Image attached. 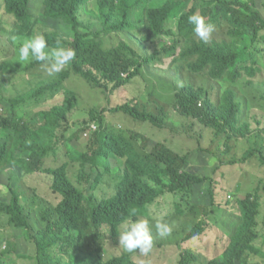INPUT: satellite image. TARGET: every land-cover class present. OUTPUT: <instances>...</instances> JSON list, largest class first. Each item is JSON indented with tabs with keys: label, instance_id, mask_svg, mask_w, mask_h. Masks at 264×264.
<instances>
[{
	"label": "trees",
	"instance_id": "trees-1",
	"mask_svg": "<svg viewBox=\"0 0 264 264\" xmlns=\"http://www.w3.org/2000/svg\"><path fill=\"white\" fill-rule=\"evenodd\" d=\"M2 1L7 14L17 20L14 31L17 40L23 42L33 36L34 21L28 13L30 0ZM86 2L87 0H44V17L64 24L66 37L55 31L44 35L48 45L53 48H73L76 56L71 69L95 86L104 87L112 83V89L116 90L124 85L126 79L141 78L146 72H153V69L159 71L156 64L170 56L174 57V65L185 69L190 66L199 71L211 65L214 77L243 75V72L249 73L251 77L258 75L252 71L256 70L254 50L260 36L264 37V17L249 4L242 5L248 12L245 14L233 9L236 0H197L192 6H186L180 0H94L96 8L91 15L100 28L97 32L85 33L79 13L88 3ZM140 9H144V19L148 25L147 39L175 34L183 41L184 47L180 55H177L176 45L169 50L161 47L158 42L153 47L146 45L141 51L126 44L103 48L102 36L132 28L133 12ZM194 13L205 18L207 15L212 16L215 22L211 21L216 25L222 22V18L230 21L235 27L231 32L235 39L215 43L213 46L203 43L195 35L194 25L188 23V16ZM190 56L197 60L191 65L188 61ZM5 66L4 63L0 64V72ZM69 76L70 70L67 69L42 85L35 93L44 95L59 92ZM25 102V95L12 99L0 92V103L6 107L0 113V137H13L11 141L0 139V179L5 180V184L0 180V186L5 187L0 188V194L5 190L10 193V197L6 199L0 196V214L5 215L9 225L22 228L24 235L34 242L36 264H48L53 252H61L57 263L64 264L63 260L70 254L71 248L78 249L79 254L70 255L66 264H139L131 253L124 252L119 247V227L128 220L147 219L150 222L153 217L152 205L166 193L181 196L182 201H190L193 204L192 213L210 212L211 205L201 206L190 196L197 185L204 186L210 176L191 173L186 168L188 152H178L165 142H157L151 151L141 154L130 138L113 129L102 130L99 115H91L90 120L96 121L99 129L89 131L82 148H75L72 140H65L68 150L73 151L72 159L97 171L88 175L89 184L86 188L78 189L67 175L68 161L58 166H43L45 159L56 152L57 141L61 136L59 132L75 107L74 93L67 91L64 103L38 111L37 115L42 112L44 122L37 127H32L31 116L24 110ZM174 106L179 113L198 118L208 127H213L218 134L238 136L239 132H244L243 138H252L257 132L256 136L264 140L261 137L264 130H251V126L246 123L243 127L238 126L239 107L232 89L225 93L221 105L216 106L205 95L204 90L184 86L177 94ZM114 110L158 127L164 121L162 115L149 110L148 106L141 109L131 102H124ZM103 125L109 127L104 121ZM83 126L87 127V123ZM132 137L140 140L139 144L148 140L142 133H132ZM255 146L257 149L245 153L241 162L258 155L264 165V145L257 142ZM113 156L124 157L125 167L116 192L107 198L97 193L96 186L103 173H113L116 166L111 162ZM37 171L51 175L50 189L60 196V200L52 204L44 198L36 199L35 202L40 207L36 216L44 222V226L35 230L30 217L24 215V202L20 200L15 182L11 180L13 175L23 180L25 175ZM213 186L211 183L210 187ZM211 191L210 201L214 204L217 190ZM259 200L258 193H248L239 200L244 210L243 219L234 230L224 255L211 259L209 264H250L252 255L264 253L256 243L260 237V233L255 231ZM182 211L183 209H178V212ZM203 230V225L199 223L187 238L190 239ZM169 241H175V236L163 238L162 245ZM111 246L119 248L120 252L111 254V259L106 262V250H110ZM6 252L8 253V249L0 251V264H6L2 260ZM198 259L199 256L194 251L185 249L178 264H193Z\"/></svg>",
	"mask_w": 264,
	"mask_h": 264
},
{
	"label": "rangeland",
	"instance_id": "rangeland-1",
	"mask_svg": "<svg viewBox=\"0 0 264 264\" xmlns=\"http://www.w3.org/2000/svg\"><path fill=\"white\" fill-rule=\"evenodd\" d=\"M180 1L184 2L186 6H192L196 2V0ZM95 8L94 0H90L80 10L79 18L84 24L83 32L85 33L97 32L100 28L91 15ZM143 11L144 9H140L138 12H133L132 28L123 32L103 35V48L110 49L120 44H126L137 51H141L146 45L153 47L158 42L159 45L166 46L168 49L176 44L178 47L177 54L181 53L184 47L183 41L177 35L169 33L147 39L149 30ZM28 13L34 21L33 35L55 31L60 36L66 37L64 24L44 17V0H30ZM262 16L264 17V11ZM16 26L17 20L7 14L4 3L0 0V64L4 63L6 65L0 72V83L2 84L0 92L9 95L34 89L57 76L56 74L49 77L44 69L35 68L34 70L40 71L42 76H36L35 80L31 82L27 80L31 78L30 72L18 71V73H12L13 69L22 68L25 65V63L22 65L17 57V50L22 42L13 41ZM169 26L173 27V24ZM259 48V52L255 53L257 67H264V43H261ZM50 49L52 48L49 47ZM167 59L157 63L159 71L153 69V72L144 74L143 79H138L135 82L126 79L124 85L116 90L112 89V83L99 87L87 82L71 69L72 64L70 63L63 70H70V76L64 82L63 88L74 93L75 107L68 114V120L66 121L69 125L66 122L59 132L61 136L57 141L56 152L51 153L45 159V166H57L68 161L71 178L83 188L84 180L79 178L76 164L72 161V158H74L73 151L68 150L65 140H72L75 143V148H82L87 140V138L82 137V132L86 127L83 125L88 123V118H91V115H99L98 120L102 124V130L117 129L118 132L128 131V134L138 132L146 135L148 140L145 143L139 144V140H137L135 142L137 146L134 144L141 154L151 151L153 145L157 142H165L172 148L177 149L178 152H188L189 157L186 168L191 173L210 176L204 186L197 185L195 192L190 195L201 206L212 205L210 201L211 189L217 190L216 202L214 203L215 213L208 218L192 216L191 208L193 204L188 200L182 201L181 196L175 194L168 195L166 193L161 197V200L152 205L151 213L153 217L149 225L152 228L154 237L153 250L148 255L134 253L143 264H178L180 254L184 248H192L202 255V261L197 264H206L207 261H210V258L222 254L228 247L234 230L243 219L244 210L238 202L248 193H258L260 198L258 214L255 219V231L258 234L260 233L256 243L262 247L264 252V165L258 155L249 158L246 162L240 160L248 151L257 149L255 146L257 142L264 145V140L256 136L257 132L252 138H243L245 133L239 132L238 136L230 139L227 134H216L213 129L204 126L201 121L193 123V120H187L185 116L180 115L170 102L175 100L174 83L180 85L184 82L185 85L196 88L208 87V83H201V75L199 74L190 73L186 70L175 72L170 64L171 58H169L170 60ZM255 78L258 79L259 84L254 88L243 89L241 94L253 92L257 99L258 107H254L250 112L247 109L245 117L243 116V124L251 122V130L253 127L257 131L259 129L263 130L264 127V84L261 85L264 80H261L263 78L261 72ZM245 79L247 77H244ZM179 89H181V86H179ZM44 97L45 103L38 107L33 103H29V107L26 106L27 103L24 104L28 116H31L32 127H37L44 122L42 112L37 115L38 111L49 109L55 104H62L64 93L61 92L60 95L59 93L55 95L45 94ZM126 101H134L139 105L148 106L150 104L148 108L151 111L164 117L161 127L133 119L121 111L115 112V107ZM103 121L109 127L103 125ZM259 121H262V123H259ZM261 137H264V131ZM12 138L11 135L0 137V139L10 141ZM120 158L111 159L112 162L117 163V168L114 170V175L105 177L102 180L97 190L100 196L108 197L116 192L117 185L123 177V163H125V158ZM75 162L78 163V161ZM1 181L5 184V180ZM11 182H15V186L20 187L24 195V215L30 217L34 229L44 226V222L36 216L40 207L39 203L35 201L37 198H44L52 204L59 202L60 196L50 189L51 176L46 173L35 172L25 175L24 181H21L19 176L13 175ZM211 183L214 184L212 188L210 187ZM0 188L5 189L4 185H1ZM0 196L6 199L10 197V193H6L5 190ZM179 208L183 211L178 212ZM157 220L172 225L173 230L170 235L175 236V241H169L162 245V239L170 235L160 237L156 234L155 223ZM201 220H205L207 223L206 231L197 237L186 240L187 232ZM44 240L47 242V239ZM5 249H8V253L6 252L3 255L2 260L6 264H36L34 242L24 235L22 228L9 225L5 215L0 214V251ZM119 252V248L111 246L110 250H106L105 261L108 262L111 259V254ZM59 253L61 252L51 253L48 264H58L57 261L61 257ZM77 254H79L78 249L71 248L70 254L67 258H64L63 263L66 264L69 261L70 255ZM249 262L250 264H264V253L252 255Z\"/></svg>",
	"mask_w": 264,
	"mask_h": 264
},
{
	"label": "clouds",
	"instance_id": "clouds-1",
	"mask_svg": "<svg viewBox=\"0 0 264 264\" xmlns=\"http://www.w3.org/2000/svg\"><path fill=\"white\" fill-rule=\"evenodd\" d=\"M229 1L234 2L235 0H229ZM243 4H249L251 7H254V9L256 11H258L260 13V15L262 16L264 0H236V3L233 5V9L243 11L245 14H248V12L242 7ZM211 20H213L212 16L207 15V17L205 18L204 16H202L199 13H194V14L188 16V23L194 25L193 30H194L195 35L198 36L203 43L208 44L209 46H213L215 43H222L225 41H232L233 39H235V37L231 34V32L234 30L235 27L230 21L222 18V22L217 23V25H216V24H214L215 21L213 20L214 22H212ZM218 26H226V27H218ZM17 39H18L17 37H15V36L13 37L14 42ZM57 43L59 44V41ZM261 43H264V40L260 36L259 41L256 43V50H254V61L255 62H256L255 53L259 52V50H260L259 45ZM175 45L176 44H174L173 46H175ZM49 47H51V46L48 45V41H47L45 35L42 33H36L33 36H31L30 38L24 39L23 42L20 44L18 50H17V57H18V61L21 62L22 65L25 63V65L22 68L13 69L12 73H18V71L30 72L31 78H29L27 80L33 82L35 80L36 76H42V73L40 71L34 70L35 68H38L39 70H40V68L44 69V71L46 72V74L49 77L55 76L56 74L58 76L59 73L61 74L62 72H64L63 70L70 63L72 64V61L74 60V58L76 56L75 50L71 47H64V46H58L55 48L51 47L52 49L49 50ZM161 47H165L166 49H168L166 46H161ZM177 49H178V47L176 46V51H177ZM182 51H183V49H182ZM182 51H181V53H182ZM181 53H179L177 55H180ZM166 58H168L167 60H170L169 58H171L170 64L173 66L175 72H180L181 70H186L190 73H196V74L201 75L200 82L201 83H204V82L208 83V87H205V88L204 87H199V88L194 87V88L204 90L205 95L208 96L209 99L216 106L221 105L223 97L229 89L234 90V92L236 94V100L238 102V107H239V111H238V126L239 127H243V125H244L243 124V116L245 117L246 110L248 109V112H250L254 107H258V102H257V99L255 98L253 92H249L248 94H245V93L241 94V91L243 89L246 90L247 88H254L255 86H257L259 84L258 79L255 78L256 76L251 77L249 73L246 72L248 74L247 75L245 72H243V75L232 74V75H224L222 77H214L211 74V71H212L211 65L207 66L203 70L196 71V70H193L190 66L187 69L177 67L176 65L173 64V60H174L173 56L164 57L163 60ZM188 61L191 65V64L195 63L197 60L190 56V57H188ZM156 66H158V65L156 64ZM254 66H255L256 70L258 68V71H256L255 69L252 71L257 72L258 74H259V72H261V75H263V78L261 80H264V67H257V62ZM145 74H147V72ZM244 77H247V79L244 80ZM138 79H143V77H141V78L135 77V78L130 79V81L135 82ZM45 83H47V82L42 83L41 85L37 86L34 89L32 88L30 90H25L20 94H15V95H9L8 93H2V94L4 96L12 98V99L16 98L18 96H21V95H25L26 96L25 104L27 103L26 106L29 107V103H33L34 105H36V107H38L41 104L45 103L44 102L45 101V99H44L45 94L44 95H37L35 93V91L37 89H39ZM174 84H175L174 85L175 88L173 89L174 98L177 101V94L180 92V90L184 86H190V85H185L184 82H183V84H180V85H178L176 83H174ZM263 84L264 83H261V85H263ZM179 86H181V89H179ZM67 91H69V90L63 88L59 92H56V93H59V95L61 94V92L64 93L63 103L65 101ZM56 93H53L50 95H55ZM46 94H49V93H46ZM27 95H30V97H27ZM74 98H75V95H74ZM175 100H171L170 102L174 105ZM254 101H256V102H254ZM126 102H131L134 105H138L141 109H144L147 106V105H139V104H137V102H134V101H126ZM148 106H150V104ZM173 108L176 110L175 106H173ZM5 109H6V107L0 103V113ZM24 110L27 111V108L25 106H24ZM156 114H159V113H156ZM179 114L182 116H185V118L187 120H193V123H195V121H197V122L201 121L198 118H195L193 116H188V115H184L181 113H179ZM90 119L91 118H88L87 127L82 132L84 138H88L89 131H95V130L99 129L97 122L90 120ZM133 119H135V118H133ZM201 123L204 126L208 127L202 121H201ZM246 124H249L250 126H252L251 122H247ZM209 128L213 129L216 132V130L213 127H209ZM252 129H253V127H252ZM115 130L118 132L117 129H115ZM263 130H264V127H263ZM132 133H138V132H132ZM132 133L128 134V131H119L118 132V134H122V135L130 138L131 141L135 144V142H137V139L132 137ZM216 134H218V133L216 132ZM218 135H221V134H218ZM227 136L230 139L236 137L235 135L229 136L228 134H227ZM139 142H140V140H139ZM113 158L121 159L119 156H113ZM72 161H73V163L76 164V168L78 169L80 180L81 179L84 180V187L81 188L78 185V183L71 178V176L69 174V164L66 165L67 175H68L69 179L71 180V182L78 189L83 190L89 184L88 175L91 172L97 173V171H96V169H91L89 166H84L81 163V161H78L77 159H72ZM75 161H78V163H76ZM112 163H114V162H112ZM114 165H116L115 168H117V163H114ZM43 166H45V162H44ZM123 166L125 167V163H123ZM46 167H48V166H46ZM115 168L113 169L112 174L103 173L101 175L99 183L96 186L97 190H98L99 186L101 185L102 180L105 177L112 176L115 174V171H114ZM37 172H42V171H37ZM33 173H35V172H33ZM42 173H46V172H42ZM30 174H32V173H30ZM21 181H24V179ZM15 189L17 190V193L20 196V200L23 202L24 201V195L22 194L20 187L16 186ZM112 196H108L107 198L112 197ZM159 200H161V198H158V201ZM214 205L215 204L211 205L209 213H205V214L192 213L191 215L192 216H201L204 218L211 217L215 213ZM133 215H134V213H133ZM199 223H201L203 225L204 230L200 234H197L195 236L190 237V239L197 237L206 231V224H207L206 221L205 220L198 221L187 232L186 237H185L186 240H189L187 238V235ZM155 229H156V234L160 237H166V236L170 235L172 233V230H173L172 225L165 223V222H162L160 220L156 221ZM118 234H119L118 235L119 236V247L124 252L131 253L132 257L139 264H143L134 255V253H138L141 255H148L153 250L154 237H153V233H152V228L149 225V221L147 219L128 220L125 223H123V226L119 227V233ZM185 249H191L192 251H194L199 256V259L197 261H195L193 264H197V263L202 261V258H203L202 255L200 253H198L196 250H194L192 248H184L182 250V252ZM182 252H181V254H182ZM224 253H225V251L222 254H220L219 256H214V257L210 258L209 260L221 257L224 255ZM181 254H180V256H181ZM209 262L207 261L206 264H209Z\"/></svg>",
	"mask_w": 264,
	"mask_h": 264
},
{
	"label": "crops",
	"instance_id": "crops-1",
	"mask_svg": "<svg viewBox=\"0 0 264 264\" xmlns=\"http://www.w3.org/2000/svg\"><path fill=\"white\" fill-rule=\"evenodd\" d=\"M263 11H264V6H263V10H262V14H263ZM264 34V33H263ZM263 40H264V37H261Z\"/></svg>",
	"mask_w": 264,
	"mask_h": 264
},
{
	"label": "built area",
	"instance_id": "built-area-1",
	"mask_svg": "<svg viewBox=\"0 0 264 264\" xmlns=\"http://www.w3.org/2000/svg\"><path fill=\"white\" fill-rule=\"evenodd\" d=\"M94 128V127H93ZM95 129V128H94Z\"/></svg>",
	"mask_w": 264,
	"mask_h": 264
}]
</instances>
